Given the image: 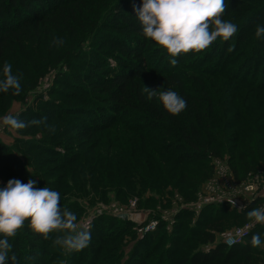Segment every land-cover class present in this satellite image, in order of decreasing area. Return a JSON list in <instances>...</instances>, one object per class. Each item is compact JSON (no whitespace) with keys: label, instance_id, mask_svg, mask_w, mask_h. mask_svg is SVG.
I'll use <instances>...</instances> for the list:
<instances>
[{"label":"trees","instance_id":"trees-1","mask_svg":"<svg viewBox=\"0 0 264 264\" xmlns=\"http://www.w3.org/2000/svg\"><path fill=\"white\" fill-rule=\"evenodd\" d=\"M226 3L222 18L238 26L233 37L181 53L172 66V57L142 33L133 10L142 0H0V79L11 63L22 87L19 95L0 92V117L61 64L50 97L16 115L47 117L56 131L34 125L16 131L12 146L0 139V189L11 179L35 180L37 188L58 191L61 208L78 222L82 198L108 203L113 194L120 203L137 198L154 209L175 189L194 200L214 172L212 156L228 155L238 182L264 173V38L255 37V27L264 26V0ZM56 38L64 43L55 45ZM143 86L176 91L186 109L168 113ZM148 190L152 197L143 198ZM263 201L256 197L240 211L206 205L195 220L192 210H181L171 230L161 222L142 238L130 219L101 212L90 225L89 246L79 251L54 243L62 233L45 240L26 221L9 238L6 264L13 254L16 264H264V250L250 244L253 234L264 236V224L239 244L198 248L248 222L247 212ZM127 235L134 242L122 261Z\"/></svg>","mask_w":264,"mask_h":264},{"label":"clouds","instance_id":"clouds-1","mask_svg":"<svg viewBox=\"0 0 264 264\" xmlns=\"http://www.w3.org/2000/svg\"><path fill=\"white\" fill-rule=\"evenodd\" d=\"M228 8L226 0H142L141 6L133 4L143 35L154 41L172 59L175 66L181 53H200L207 49L217 38L228 41L238 31V26L222 18ZM255 37L264 38V26L255 27ZM57 46L64 42L56 38ZM231 50V49H229ZM3 79H0V92L14 90L15 95L22 91L20 76L13 74L12 64L5 62ZM142 92L151 101L159 100L164 109L178 115L187 107V101L176 91H157L143 86ZM3 126L13 131H21L31 126L48 128L55 133L54 125L47 123V117L23 121L14 115H6L0 120ZM61 194L49 187L37 188L36 181L29 179L23 183L11 179L0 189V264H6L12 244L9 238L15 237L17 231L28 221V227L33 232L42 234L45 240L54 230L57 235L54 243L69 251L83 250L91 242L89 227L77 223V216L72 211L60 206ZM235 207L234 200H228ZM247 219L253 224H264V207H256L247 212ZM253 248L264 246V236L253 234L250 240ZM13 264L17 257L11 256Z\"/></svg>","mask_w":264,"mask_h":264},{"label":"built area","instance_id":"built-area-1","mask_svg":"<svg viewBox=\"0 0 264 264\" xmlns=\"http://www.w3.org/2000/svg\"><path fill=\"white\" fill-rule=\"evenodd\" d=\"M211 163L214 172L209 180L204 182L194 200H186L181 194L175 192L170 199L171 202L169 201L170 204L166 205L167 202L164 201V204L159 203L154 209L141 208L137 198H131L125 204L112 202L108 208L118 216L127 214V218L135 223L133 228L136 234L142 238L147 233L156 230L161 222H164L167 229L171 230L181 210H192L195 220L206 205H227L240 211L245 209L256 197H264L263 172H251L246 179L238 182L227 159L212 156ZM231 199L236 202L235 207L229 204L228 200ZM260 207H264V201ZM93 218L94 216L85 219V222L82 223L83 226L90 228ZM254 226L255 224L248 221L245 224L216 232V239L210 243L208 250L219 242L228 246L244 242Z\"/></svg>","mask_w":264,"mask_h":264},{"label":"rangeland","instance_id":"rangeland-1","mask_svg":"<svg viewBox=\"0 0 264 264\" xmlns=\"http://www.w3.org/2000/svg\"><path fill=\"white\" fill-rule=\"evenodd\" d=\"M134 1H137V0H134ZM85 45H86V48H88L87 42L83 44V46H85ZM60 68H61V64H59L57 67H50L48 69V71L46 72V74L40 78L38 86L35 89L29 91L24 96V98L19 99L17 101H14L11 108L8 110V112L0 117V120H2V118L4 116L9 115V114L16 116L18 113H21L22 111L27 109L29 106H33V107L37 106V104L40 101V98H43L45 100L48 99L50 97V93H49L50 89H51L52 85L55 83L56 76H57L59 70H61ZM65 69H66V67H64V70ZM18 136H20V135L17 134L16 131H13L6 126H3L2 123H0V139L4 143L12 146L14 144L15 138ZM58 148L61 152H63V153L65 152L59 146H58ZM223 158L228 159V155L227 156L225 155V157H223ZM0 182H2L1 179H0ZM202 186H203V184H202ZM202 186L200 187V189L202 188ZM168 189H171V186H169ZM200 189L198 190L197 194L199 193ZM175 192H177V191L174 189L173 194ZM151 193H152V191L148 190L146 192V194H143V198L148 197L149 195H150V197H152ZM147 194H148V196H147ZM164 195L165 196L168 195L166 197L171 196V194H167V193ZM109 200H110V202L108 201V203L100 201V200H98V201L96 200L95 202H89L87 200V198H82L80 203H82V205L84 206L85 212L83 213L81 219L78 220L77 223L80 224L81 226H83L82 223L85 222V219L87 220L88 217H93V216L95 218L101 212L106 213V214H110V215H115L114 211L108 207L112 202L118 203V201L115 199V196L113 194H110ZM170 202H168L166 204H170ZM120 204H125V203H120ZM157 205H158V203L156 204V206ZM140 207L150 209L151 206L150 207L140 206ZM94 218H93L92 222L94 221ZM255 225H257V224H255ZM236 226H238V225H236ZM232 227H235V226H232ZM232 227H230V228H232ZM125 237H126L125 238V245L122 247V254H123L122 255V261H128L129 260V258H130L129 252L131 251L132 243L134 242V240L131 239L132 238L131 235H127ZM210 243L211 242L202 243L198 246V248L203 250V251H208V246L210 245ZM214 245H216V244H214ZM260 248L264 250V246H261ZM118 254H119V252H118Z\"/></svg>","mask_w":264,"mask_h":264},{"label":"water","instance_id":"water-1","mask_svg":"<svg viewBox=\"0 0 264 264\" xmlns=\"http://www.w3.org/2000/svg\"><path fill=\"white\" fill-rule=\"evenodd\" d=\"M121 217H125V218H127L128 217V215L127 214H123V215H120Z\"/></svg>","mask_w":264,"mask_h":264}]
</instances>
